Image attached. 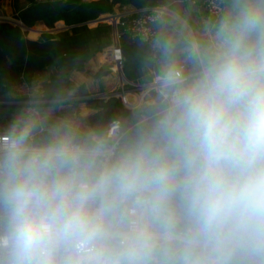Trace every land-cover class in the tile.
Returning <instances> with one entry per match:
<instances>
[{
  "label": "clouds",
  "instance_id": "1",
  "mask_svg": "<svg viewBox=\"0 0 264 264\" xmlns=\"http://www.w3.org/2000/svg\"><path fill=\"white\" fill-rule=\"evenodd\" d=\"M150 22L131 118L0 132V264H264V0Z\"/></svg>",
  "mask_w": 264,
  "mask_h": 264
},
{
  "label": "trees",
  "instance_id": "2",
  "mask_svg": "<svg viewBox=\"0 0 264 264\" xmlns=\"http://www.w3.org/2000/svg\"><path fill=\"white\" fill-rule=\"evenodd\" d=\"M26 1L28 6L17 15V19L26 27H33L41 21L55 28L58 22L63 21L65 28L44 32L39 39L34 40L26 37L27 31L20 24L0 21V101L6 99L21 75L33 82L37 73L50 67L67 68L76 64L79 58L85 59L100 51L111 38L112 26L106 21L96 26H90L89 22L102 15L115 13L116 4L131 5L139 10L163 5V0ZM201 1L205 5V0ZM150 51L147 43L122 38V65L127 79L137 81L145 77L144 65ZM109 73L108 69L101 68L96 76ZM95 102L102 111L91 118L90 126L103 127L113 119L127 120L138 110L126 107L117 96L102 100V106L100 100Z\"/></svg>",
  "mask_w": 264,
  "mask_h": 264
},
{
  "label": "crops",
  "instance_id": "3",
  "mask_svg": "<svg viewBox=\"0 0 264 264\" xmlns=\"http://www.w3.org/2000/svg\"><path fill=\"white\" fill-rule=\"evenodd\" d=\"M162 4L163 6L178 9L182 14L191 10L193 21L209 15L206 6L201 0H163ZM27 6L26 0H1L0 21L9 22L18 20V13ZM138 10L127 4L120 5L118 3L115 6L116 14L119 13L123 17L131 16ZM96 25L93 24V26ZM63 28H65L63 21L58 22L55 28H50L44 22L39 21L33 27L26 30V37L37 40L44 32H56ZM30 33L35 36H31ZM103 48L85 59L79 58L76 64H72L67 68L50 67L46 71L36 74L33 80L36 105L42 107L44 110L51 109L50 119L55 120L70 117L83 124L90 125L91 118L102 111L101 107L96 106L95 101L100 100V105L102 106V100L112 97L107 95L122 91L116 90L117 77L112 72L115 70L103 64L101 53ZM101 68L108 69L110 73L97 77L96 73ZM124 77L126 78L125 74ZM119 78L122 82H125V79L120 77V75ZM132 82L134 83L131 85L132 88L126 90V93L128 97L130 96L128 100L135 97L136 101L133 103L129 101L130 105L137 104L141 95L145 94L139 89V87H143L144 78ZM144 98L137 107L126 105L122 98L121 101L126 107L137 110L145 103L146 94ZM22 110H24V103L19 101L12 91L9 92L6 99L0 101V132Z\"/></svg>",
  "mask_w": 264,
  "mask_h": 264
},
{
  "label": "built area",
  "instance_id": "4",
  "mask_svg": "<svg viewBox=\"0 0 264 264\" xmlns=\"http://www.w3.org/2000/svg\"><path fill=\"white\" fill-rule=\"evenodd\" d=\"M213 3L214 0H205V6L209 15L212 12ZM162 6L163 5L138 10L133 17H123L119 13L104 16L107 17L105 21L111 24L113 31V41L107 46H105L101 52L104 66H108L109 68L118 71L120 77L124 76V74H120L119 70L120 66L123 64L122 38L126 37L131 41H141L150 45L151 38L156 31V29L152 26L150 22V17L152 16L155 10H158ZM100 18L103 17L101 16L98 19ZM98 19L90 21V26L93 23L98 24L99 22H104H98ZM9 22H12L14 24H20L22 29L25 31L29 29L18 20ZM125 79L127 82L134 84L127 78ZM121 84L124 85L125 82L121 81ZM139 89L142 90L143 87H139ZM34 90L35 87L33 86V82L28 81L24 75H21L20 78L16 81L12 92L19 101L24 103L25 109L26 106L36 105ZM126 92L127 91L122 88L121 92H116L114 95L121 97L124 103L130 107H137L143 101V99H145V94H142L139 101H137V104L130 105Z\"/></svg>",
  "mask_w": 264,
  "mask_h": 264
},
{
  "label": "rangeland",
  "instance_id": "5",
  "mask_svg": "<svg viewBox=\"0 0 264 264\" xmlns=\"http://www.w3.org/2000/svg\"><path fill=\"white\" fill-rule=\"evenodd\" d=\"M113 14H116V12L115 13H111V14H105V15H102V17H104V16H109V15H113ZM94 24V23H93ZM93 24H92V26H93ZM30 35L31 36H35V35H32L31 33H30ZM113 41V31H111V38H110V40L107 42L108 44L109 43H111ZM106 46V45H105ZM113 72V75H115V77H117V91H121L122 90V88H124V90H129V89H131L132 88V84L131 83H128L127 81H126V79H125V77L123 76V78L125 79V84L124 85H122L121 84V80H120V78L118 79V77H119V72L118 71H112Z\"/></svg>",
  "mask_w": 264,
  "mask_h": 264
},
{
  "label": "water",
  "instance_id": "6",
  "mask_svg": "<svg viewBox=\"0 0 264 264\" xmlns=\"http://www.w3.org/2000/svg\"><path fill=\"white\" fill-rule=\"evenodd\" d=\"M106 18H107V17H103V18L98 19L97 21H98V22H99V21H105ZM119 70H120V74H121V75L124 74V72H123V66H122V65L120 66ZM107 96H114V93H113V94H109V95H107ZM99 97H100V96H99Z\"/></svg>",
  "mask_w": 264,
  "mask_h": 264
},
{
  "label": "bare ground",
  "instance_id": "7",
  "mask_svg": "<svg viewBox=\"0 0 264 264\" xmlns=\"http://www.w3.org/2000/svg\"><path fill=\"white\" fill-rule=\"evenodd\" d=\"M135 99V100H134ZM136 101V98L135 97H132L131 98V102H135Z\"/></svg>",
  "mask_w": 264,
  "mask_h": 264
}]
</instances>
